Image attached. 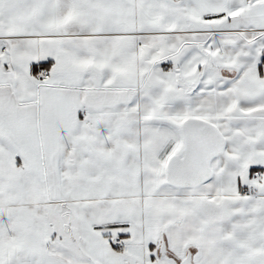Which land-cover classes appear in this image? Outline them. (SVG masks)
Instances as JSON below:
<instances>
[{
	"label": "snow or ice",
	"instance_id": "snow-or-ice-1",
	"mask_svg": "<svg viewBox=\"0 0 264 264\" xmlns=\"http://www.w3.org/2000/svg\"><path fill=\"white\" fill-rule=\"evenodd\" d=\"M0 264H264V0H0Z\"/></svg>",
	"mask_w": 264,
	"mask_h": 264
}]
</instances>
